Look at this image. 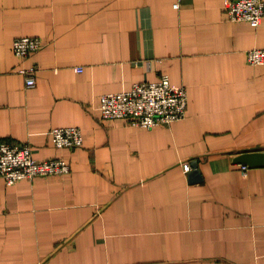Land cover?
Returning <instances> with one entry per match:
<instances>
[{"label": "crops", "instance_id": "obj_1", "mask_svg": "<svg viewBox=\"0 0 264 264\" xmlns=\"http://www.w3.org/2000/svg\"><path fill=\"white\" fill-rule=\"evenodd\" d=\"M225 3L0 0V137L71 165L0 189V264H264V64L247 59L264 21H227ZM21 36L43 47L21 60ZM164 76L185 118L102 119L103 95ZM75 126L84 145L58 149L51 131Z\"/></svg>", "mask_w": 264, "mask_h": 264}, {"label": "built area", "instance_id": "obj_2", "mask_svg": "<svg viewBox=\"0 0 264 264\" xmlns=\"http://www.w3.org/2000/svg\"><path fill=\"white\" fill-rule=\"evenodd\" d=\"M224 16L227 21L249 22L259 27L264 21V0H225ZM43 41L38 37L21 36L14 43L15 55L27 59L31 54L39 52ZM250 64H264V49L247 51ZM81 72V67L76 68ZM20 74L26 76V85L36 87V68H23ZM188 91L184 86H173L168 76L159 82L135 84L127 92L109 93L101 97L102 119H121L140 128L153 129L169 125L185 118L188 111ZM52 143L59 149L82 147L83 131L80 127H58L51 131ZM247 170V166H242ZM189 172L192 167L185 164ZM71 165L63 158L37 160L32 145L27 142L17 145L5 142L0 137V189L19 182L49 176H65L70 174Z\"/></svg>", "mask_w": 264, "mask_h": 264}, {"label": "water", "instance_id": "obj_3", "mask_svg": "<svg viewBox=\"0 0 264 264\" xmlns=\"http://www.w3.org/2000/svg\"><path fill=\"white\" fill-rule=\"evenodd\" d=\"M257 158H258L257 157V153L250 152V153H247V154L242 155L240 160L242 162H244V163H247V164H250V163L251 164H254V162L256 161ZM193 168H194V170L198 171V163H195L193 165ZM195 173H197V172H195Z\"/></svg>", "mask_w": 264, "mask_h": 264}]
</instances>
